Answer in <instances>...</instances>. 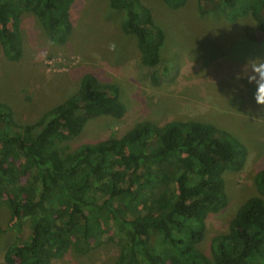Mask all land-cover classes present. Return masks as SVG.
<instances>
[{"label":"trees","instance_id":"obj_1","mask_svg":"<svg viewBox=\"0 0 264 264\" xmlns=\"http://www.w3.org/2000/svg\"><path fill=\"white\" fill-rule=\"evenodd\" d=\"M187 1L162 0L171 10ZM73 2L0 0L4 55L20 58L18 24L25 13L50 40L63 43L72 29ZM106 2L134 37L140 63L158 66L165 34L151 9L141 0ZM198 4L201 12L216 11L227 32L243 26L240 36L264 38V0ZM151 78L157 81L155 73ZM124 112L116 85L91 73L33 121H16L0 103V205L17 233L5 245L3 264H51L68 245L86 252L102 242L118 247V264H264V167L253 175L256 193L237 207L227 230L210 238L209 253L200 246L207 217L228 205L224 172L241 170L248 156L229 128L191 118L146 120L120 136L59 153L57 140L76 137L90 119Z\"/></svg>","mask_w":264,"mask_h":264},{"label":"rangeland","instance_id":"obj_2","mask_svg":"<svg viewBox=\"0 0 264 264\" xmlns=\"http://www.w3.org/2000/svg\"><path fill=\"white\" fill-rule=\"evenodd\" d=\"M141 1L165 34L161 63L154 69L140 63L134 37L121 29L119 14L110 10L106 0H74L72 29L63 43L50 40L28 13L18 24L20 58L6 57L0 42V103L7 104L16 121L23 123L36 120L71 95L86 73L115 84L124 114L92 118L76 137L57 140L62 155L73 153L82 143L120 136L146 120L162 124L191 118L229 128L247 146L248 156L241 170L224 172L228 205L207 217L200 245L209 253L210 238L227 230L237 207L256 193L253 175L264 167V105L254 102L255 93L264 97V63L249 61L245 78L239 83L233 79L245 58L264 60V38L252 41V33L240 36L243 26L227 32L221 16L212 9L201 12L198 0H188L179 10L167 8L162 0ZM259 128L261 134L256 133ZM16 237V231L9 229L8 210L1 204L0 264L5 245ZM51 264H118V247L102 242L79 252L68 245Z\"/></svg>","mask_w":264,"mask_h":264},{"label":"clouds","instance_id":"obj_3","mask_svg":"<svg viewBox=\"0 0 264 264\" xmlns=\"http://www.w3.org/2000/svg\"><path fill=\"white\" fill-rule=\"evenodd\" d=\"M249 61H257L258 63H264L261 57L257 56L255 58H245L244 62L240 65L239 69L233 74V79L239 83L245 78L246 69L245 65L248 64V68L251 67ZM254 102L257 105H264V97H259L256 93L254 94Z\"/></svg>","mask_w":264,"mask_h":264}]
</instances>
